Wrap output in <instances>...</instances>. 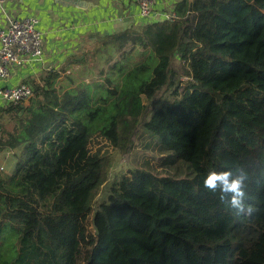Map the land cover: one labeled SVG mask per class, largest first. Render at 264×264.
<instances>
[{"label": "trees", "instance_id": "obj_1", "mask_svg": "<svg viewBox=\"0 0 264 264\" xmlns=\"http://www.w3.org/2000/svg\"><path fill=\"white\" fill-rule=\"evenodd\" d=\"M172 2V20L86 36L0 106L16 159L0 170V264H75L82 244V264H264V0ZM93 139L132 163L94 208L115 159ZM236 166L250 216L203 187Z\"/></svg>", "mask_w": 264, "mask_h": 264}, {"label": "crops", "instance_id": "obj_2", "mask_svg": "<svg viewBox=\"0 0 264 264\" xmlns=\"http://www.w3.org/2000/svg\"><path fill=\"white\" fill-rule=\"evenodd\" d=\"M173 0H156L157 10L171 6ZM159 15L158 12L154 16ZM33 17L41 33L43 58L38 64L14 67L2 86L15 87L28 78L38 79L50 70H59L79 49L88 35L111 34L130 24H144L136 6L125 0H3L0 3V27L10 19ZM67 70L66 72H68ZM6 105L0 101V106Z\"/></svg>", "mask_w": 264, "mask_h": 264}, {"label": "built area", "instance_id": "obj_3", "mask_svg": "<svg viewBox=\"0 0 264 264\" xmlns=\"http://www.w3.org/2000/svg\"><path fill=\"white\" fill-rule=\"evenodd\" d=\"M3 0H0V3ZM136 6L143 19L172 20V6L157 10L156 0H125ZM158 12L159 15L154 16ZM43 58L41 33L37 30V20L33 17L10 19L6 28L0 27V80H6L14 67L38 64ZM33 96L32 88L27 84L15 87L2 86L0 101L4 104L26 103Z\"/></svg>", "mask_w": 264, "mask_h": 264}, {"label": "clouds", "instance_id": "obj_4", "mask_svg": "<svg viewBox=\"0 0 264 264\" xmlns=\"http://www.w3.org/2000/svg\"><path fill=\"white\" fill-rule=\"evenodd\" d=\"M250 176L243 167H230L225 170H210L203 177V187L213 194H218L222 204L237 216H250L255 211L248 199Z\"/></svg>", "mask_w": 264, "mask_h": 264}, {"label": "rangeland", "instance_id": "obj_5", "mask_svg": "<svg viewBox=\"0 0 264 264\" xmlns=\"http://www.w3.org/2000/svg\"><path fill=\"white\" fill-rule=\"evenodd\" d=\"M174 1H177V0H174ZM183 80H186V78H184ZM90 148L93 151H95L97 149H101L102 152H106L109 157L111 155H114V159H115V163H114V165L111 166V169L109 171L108 181L100 187V189L98 190V192H97V194L93 200L92 206L94 208L95 205L100 200L103 199L104 193H105V188L113 180L114 176L118 172H123V171L127 170L128 168L132 167V165H131L132 163H131V161H127L124 158H121L118 154L115 153V151L112 149V147L106 141H103L101 139H93L90 143ZM158 156H160V155L156 151H150V150L143 151V153L141 155L142 159L147 160L148 162H150L151 164H153L155 166H156L155 160ZM132 161H134V157H132ZM15 163H16V159L13 155H11V153L3 152L2 154H0V170L2 172H4V173L9 172V168L13 167L15 165ZM86 230H87L88 234L93 236L92 235L93 229L90 225H88ZM88 239L90 240V238H88ZM91 247H92L91 245L85 246L84 244H82L79 247V253L76 256L75 264H82V261L84 259L85 254L88 252V250L91 249Z\"/></svg>", "mask_w": 264, "mask_h": 264}]
</instances>
